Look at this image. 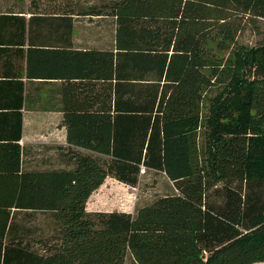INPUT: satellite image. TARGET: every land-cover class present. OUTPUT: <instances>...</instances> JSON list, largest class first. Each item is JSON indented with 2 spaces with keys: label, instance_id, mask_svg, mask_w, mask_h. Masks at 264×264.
Instances as JSON below:
<instances>
[{
  "label": "trees",
  "instance_id": "trees-1",
  "mask_svg": "<svg viewBox=\"0 0 264 264\" xmlns=\"http://www.w3.org/2000/svg\"><path fill=\"white\" fill-rule=\"evenodd\" d=\"M46 5L30 20L0 13V38L68 40L71 16L112 19L114 48L82 52L109 98L65 110L68 142L88 153L31 171L17 81V121L0 131V264L264 263V0ZM150 172L171 193L134 213L87 211L108 178L136 188ZM40 217L45 228L31 225Z\"/></svg>",
  "mask_w": 264,
  "mask_h": 264
},
{
  "label": "crops",
  "instance_id": "crops-1",
  "mask_svg": "<svg viewBox=\"0 0 264 264\" xmlns=\"http://www.w3.org/2000/svg\"><path fill=\"white\" fill-rule=\"evenodd\" d=\"M33 1L35 0H0V13L25 16L28 20L35 15L52 13L50 9L45 11L49 8L46 0H42L43 4L39 8L31 4ZM78 1L82 3V0ZM71 17L73 32L68 40L46 37L43 29L41 36L44 37H33L31 41L27 39L25 43L20 39L12 41L0 38V113L5 111L14 114L6 124L0 119V131L10 127L13 120L17 121L19 100L17 81L21 80L24 85L25 105L22 110L23 131L19 144L27 170L52 171L71 168L69 162L71 156L67 153H88V151L72 146L68 142L65 110L81 104H86V108L98 107L102 104L101 99L108 103V87L105 89L103 81L93 77L95 68L93 69L91 64L90 55H84L82 52L113 49L115 30L110 32L109 41V30L106 27L105 33L100 32L106 36V41H99L83 35L82 31L84 19L89 21L85 26H93L94 30L95 21L91 20L101 18L90 19L77 15ZM35 28H37L36 23H33V29ZM72 85L74 86L71 87ZM73 92L77 97V99L74 97V102L69 99ZM111 92L113 102V91ZM117 211L135 212V210Z\"/></svg>",
  "mask_w": 264,
  "mask_h": 264
},
{
  "label": "rangeland",
  "instance_id": "rangeland-1",
  "mask_svg": "<svg viewBox=\"0 0 264 264\" xmlns=\"http://www.w3.org/2000/svg\"><path fill=\"white\" fill-rule=\"evenodd\" d=\"M98 0H82L84 5L93 4ZM95 21V29L93 26H85L88 19H84L83 35H88L99 41H106V27L109 30V41L111 39L110 32L115 29L112 19H97ZM90 27V28H87ZM101 27V28H100ZM255 30V29H253ZM252 29H248L243 36V42L247 45H255L259 40V35L255 34ZM173 184L162 174L150 172L141 177L140 184L136 188H132L123 183L118 182L114 178H108L104 185L93 194L88 202V211H134L136 208L151 204L158 197L169 194L172 191ZM32 226H40L45 228V218L40 217ZM126 264H137L131 257L127 259ZM264 264V263H260Z\"/></svg>",
  "mask_w": 264,
  "mask_h": 264
},
{
  "label": "built area",
  "instance_id": "built-area-1",
  "mask_svg": "<svg viewBox=\"0 0 264 264\" xmlns=\"http://www.w3.org/2000/svg\"><path fill=\"white\" fill-rule=\"evenodd\" d=\"M142 173H144V170H142Z\"/></svg>",
  "mask_w": 264,
  "mask_h": 264
}]
</instances>
